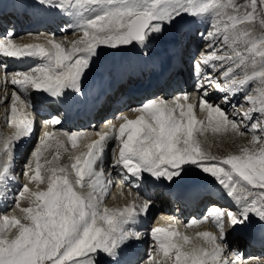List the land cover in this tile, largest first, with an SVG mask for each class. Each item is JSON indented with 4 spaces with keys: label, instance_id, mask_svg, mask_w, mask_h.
<instances>
[{
    "label": "snow or ice",
    "instance_id": "snow-or-ice-1",
    "mask_svg": "<svg viewBox=\"0 0 264 264\" xmlns=\"http://www.w3.org/2000/svg\"><path fill=\"white\" fill-rule=\"evenodd\" d=\"M46 6L55 5L57 8L74 7L80 21L75 29L82 32L79 39L73 41L69 47L57 41L53 35L46 38L44 43L15 44L8 33L0 38V54L4 57L35 56L43 63L22 73H6L5 66L0 65L5 80L11 76L10 83L19 86L22 92L29 89L45 91L52 97L61 96L66 89L80 92L82 74L89 66V59L95 54L99 46L117 47L137 43L144 45L146 38L161 30L159 22H167L181 13L195 15L215 10L217 15L227 7H234L237 11L244 9L243 14L228 16V23L224 25V43L229 40L228 32L233 33V43L242 42L245 50L254 53L260 58L259 69L257 61L253 59V71L238 77L235 69L247 68L244 56L235 47L233 55L218 54L214 49L210 54L201 53L200 62L208 65L211 61H219L220 68L230 65L222 72L225 83L214 78L210 73L205 75L196 86L199 97V107L207 113V127L214 132H231L243 136L251 133L252 148H242L238 155H228L223 159L209 154L194 137V133L202 131L197 125H204L193 115L194 104L188 103L187 93L178 94L171 101L156 98L136 107L140 115L136 119L119 116L122 122L119 127L115 123L106 122L108 131H92L89 136L95 135L98 139L86 145V151L74 157L71 172L65 168H49L46 177L45 191L30 189L25 183L16 197V207L23 214L22 223L16 216L3 217L4 227L9 231L16 228L11 238L6 232L0 233V264H94L92 256L98 251L115 258V249L128 238L139 239L141 234L131 230H122V225L130 218L144 214L149 202L142 205H128L122 209L108 207L101 208L100 199L91 192L83 194L77 188L85 187L86 177H96L95 184L87 183L88 188L100 191L107 190V186L99 179L94 171V163L101 153L106 140L113 138L118 142V155L114 156L112 167L122 173L137 178L143 172L153 177H163L171 181L180 174L186 163L196 164L201 170L214 177L226 190L227 195L233 198L239 206L238 212L222 209L215 205L210 206L208 215L219 229L217 234L200 232L197 236L204 238L212 245V251L204 248L192 247L184 250L190 243V238L179 232L175 224L167 227H153L151 239L154 241V250L172 261V264H207L206 257H211L215 264H264V261L245 260L237 254V260L222 259L221 254L226 246L222 243L225 234V218L231 226L244 223L249 215H254L264 221V91L261 96H244L245 103L252 106L242 114L233 112L231 117L220 104H212L204 99L208 89L214 88L217 92L236 94L244 89L249 81L258 79L264 85V35L254 36L251 31L256 22L264 27V0H250V4L232 5L220 4L217 0L194 6H186L183 0H38ZM251 11H248V8ZM85 13H91L86 17ZM238 25L243 26L238 28ZM68 27H73L69 25ZM211 30L202 34V38L210 43L206 49L217 44V37L221 34L218 24L210 25ZM65 31V29H61ZM243 38V39H242ZM148 55V51L143 53ZM237 61H239L237 63ZM213 69L217 65H212ZM220 99L223 103L229 100L228 95ZM2 102V101H0ZM19 109L28 107L15 90L12 92V114ZM235 107V105H234ZM179 115H176V113ZM259 113L258 117L253 116ZM239 117V119H237ZM11 123V118L9 119ZM58 118L44 122L55 127ZM16 134L3 144L8 155V161L0 169V179L8 172L11 159V146L20 137L27 136L33 130V120H20L15 125ZM259 133V135H258ZM56 136L66 137L73 149L77 148L78 138L82 132L68 133L64 130L52 132L45 130L32 156L35 158V169L26 166L24 176L29 182L43 183L40 158L48 147L49 138ZM59 146L62 141H57ZM258 146V147H257ZM51 163V161H48ZM59 173V174H58ZM74 173V179L72 174ZM125 173L127 175H125ZM108 183H111L109 173ZM21 199H29L32 206L20 207ZM198 222L192 218L189 226ZM174 253V258L173 254ZM145 264H160L149 253Z\"/></svg>",
    "mask_w": 264,
    "mask_h": 264
},
{
    "label": "bare ground",
    "instance_id": "bare-ground-1",
    "mask_svg": "<svg viewBox=\"0 0 264 264\" xmlns=\"http://www.w3.org/2000/svg\"><path fill=\"white\" fill-rule=\"evenodd\" d=\"M3 1V0H2ZM13 2H18V3H20L21 4V6H23V8H25L27 5H32V4H34L35 2H37V0H12ZM21 6H20V8H21ZM43 6H46V5H44L43 4ZM55 5L53 4V5H51V6H47V9H45V12H46V14H48L49 16H51V15H54L55 17H56V21H59V22H61L62 24L63 23H66L68 20H69V16L72 18V20H73V26L74 25H76V22H75V20H74V17H75V14H76V12L75 11H71L70 13H68V10L70 9V6L69 7H65V8H62L60 11H58V12H56L57 11V9L54 7ZM207 13H212V11H208ZM212 14H214V13H212ZM80 18V17H79ZM28 26H30V24L28 25ZM185 26L188 28V31L190 30V32L192 33V30H194V27L192 26V23H191V21L189 22L188 21V19H186L185 20ZM185 26H183V25H181L180 24V30H181V28L183 27H185ZM61 28L62 29H65V31H63V33H62V31H61ZM58 29V32H60V33H62V34H65L66 32H68L67 31V29H68V27H59V28H57ZM46 31H48V30H46ZM54 34H57V32H55ZM80 34H82V32H80L79 30H74V32H73V35L72 34H70V40L72 39V38H75V37H78ZM203 34V33H202ZM67 37V36H66ZM80 37V36H79ZM46 38H48V34H45V33H43V31H39L38 32V34H36V32H33V31H25V32H23L21 35H19V36H17L15 39H14V43L15 44H19V45H23V44H28V43H44L45 42V40H46ZM200 38V39H199ZM199 38H197V36H196V33H195V37L193 36V34H192V37H189V42H194L193 44L194 45H196V47H197V49L199 50V45H202V46H204L205 45V41L204 42H202V40H203V38H202V36H199ZM57 41H62V40H65V37H60V36H58V37H56L55 38ZM168 39H164L163 38V36H158L157 35V37L155 36V34L154 33H151L147 38H146V41H145V44L144 45H141V44H137V43H130L127 47H126V49H128V48H131V49H133V50H136V52H138L139 54H140V56H141V62L139 63V65H143L144 63H145V60H149L150 62H158V61H164L166 58H168V54H169V50H170V48H172V47H174V46H178L175 42H171L172 40H169L168 42H166ZM65 41H68V40H65ZM200 41V42H199ZM71 45V42L70 41H68V43H63V46H65V47H69ZM145 46H146V50L148 51V55L147 56H145L143 53H144V50H145ZM183 46V45H182ZM163 48V49H162ZM96 51H99V50H96ZM116 52H117V49L116 50H114V51H109V52H106V53H103V54H101V53H99V52H96L90 59H89V66H88V68L85 70V74L83 75V78H82V80H81V83L80 84H84V83H86L87 81V79H90L92 76H94L95 75V72H97V71H100L101 73H103L104 71H105V69L108 67V65H110V63H108V61H110V60H115V57L117 56V54H116ZM205 54H207V53H205ZM0 56H1V59H2V62H4L5 64L7 63V61H8V57H4L2 54H0ZM128 61H130L131 62V58H129V59H127ZM41 63H43V61L39 58V59H34V60H31V67L33 68V67H35V66H37V65H39V64H41ZM131 64H132V62H131ZM2 65H4V64H2ZM113 65V67H114V69H117V67L115 66V64H112ZM133 65V64H132ZM5 66V65H4ZM134 66V65H133ZM136 66V65H135ZM6 67V66H5ZM206 67H212V64H209V65H205V67L204 68H206ZM25 68V67H24ZM24 68H19V67H16L15 65H13V64H10V62H9V66L5 69V72L6 73H11V74H14V73H22V72H27V71H23V69ZM258 70V69H257ZM18 71H21V72H18ZM13 72V73H12ZM212 74V76H214L216 73H211ZM3 79H2V83L1 84H3L4 83V80H5V76H4V73H3ZM10 79H11V76H9V78H8V80H7V83L9 84V87H11V86H14V85H12L11 83H10ZM7 91H9L8 89H6L5 88V86L3 85V86H0V95L1 96H3V95H5V93H7ZM28 91H30V92H32V94H33V96L35 97V98H38V97H40V95H41V92L42 91H37V90H31V89H29ZM43 93V92H42ZM197 96V95H196ZM199 97H197V98H194V97H190V99H189V103H192V104H194V107H193V115H194V117H195V119H199V118H202V120L205 122V123H207V113H206V111L205 110H201L200 109V107H199V100H197ZM208 100H210V101H215L216 100V97L215 96H209L208 97ZM142 105V104H141ZM132 109V108H131ZM135 109H136V107H135ZM106 109H103V110H101L100 112H102V111H105ZM130 110V109H129ZM133 110H134V108H133ZM138 115H140V113L139 112H137V111H134V112H132V114H129L128 113V118L129 119H136L137 118V116ZM229 116L231 117V114H229ZM48 121V119H46V120H44V122H47ZM117 124L119 123V122H116ZM4 124H6V123H4ZM13 126V124L11 123V127ZM55 129H57V128H55ZM4 130H6V131H9V128L8 127H5L4 128ZM97 130H99V131H108L107 129H103V130H101V129H97ZM212 130V129H211ZM96 131V130H95ZM210 131V130H209ZM76 132H82V133H84V130H81V129H79V130H77ZM202 132H206L204 129L197 135V139L198 140H201L202 141V144H203V147L207 150H212L211 148L212 147H214V145L216 144V143H218L219 145H221V144H223L224 143V145H227V144H229V145H235V144H239V142H241L240 140H241V138L239 137H237L238 135H234L233 133L232 134H228V133H226V134H228V135H226L224 138H222L221 136V134L222 133H215V132H210V134H208V135H203L202 134ZM221 132H223V131H221ZM224 133V132H223ZM95 135H91V136H89V138L90 139H92L93 137H94ZM212 136V140L210 141L209 139H210V137ZM55 137L57 138V140H59V141H62V145L63 146H61V149L60 148H56V147H53L52 145H50V146H48L47 147V152H45V153H43L44 154V159H48L49 158V156H50V152L52 151V150H54L55 152H56V154L55 155H52L51 157H50V159L52 160L51 161V163L49 164V166H48V168L49 167H54L55 168V163L57 162L58 163V165L60 166H63V165H65V163L66 162H64L63 163V161L62 160H60L59 158L63 155V152H65V151H67V150H65L64 149V145H65V143H68L69 145H71L69 142H68V140H67V138L66 137H63V136H56L55 135ZM206 139V140H205ZM231 139V140H230ZM242 139H244V138H242ZM210 141V142H212V143H210L209 144V146H207V148H206V143H207V141ZM244 141V140H243ZM242 141V142H243ZM34 142V139H32L31 141H30V143L29 144H27L26 145V147H25V149L24 150H22V152H20V154L18 155V157H17V154H14V155H12L11 156V159H10V161H12L13 160V158L15 157H17L16 158V160H15V162H14V165L15 164H17V163H19V162H23V161H25V166L23 167V168H25V170H26V166H28V165H30L31 167H32V165H34L35 163H36V161H35V158L32 156V154H29V158H27V157H23V156H25L24 154L26 153L27 154V152L25 151L30 145H31V143H33ZM206 142V143H205ZM18 144V143H17ZM241 144V143H240ZM244 144V143H243ZM242 144V145H243ZM86 145H87V143L86 142H84L81 138H78V142H77V146H79V155L81 154V153H83V152H85L87 149H86ZM241 145V146H242ZM237 146V145H236ZM235 146V147H236ZM109 147V143H106L105 142V144L103 145V148H102V150H104V149H107ZM118 147H119V145H118ZM225 147V146H224ZM234 147V148H235ZM117 150H118V148H117ZM215 151L216 152H218V153H221L223 150H220V151H218V150H216L215 149ZM227 151V150H226ZM33 157V158H32ZM43 159V158H42ZM72 162H74V160L72 161ZM62 163V164H61ZM196 164H188V165H184V166H182V169H181V171H180V173H182V172H185V171H189L190 169H192L194 166H195ZM100 167V166H99ZM99 167H98V169H97V171H96V173H98V174H100V172H99ZM12 169V168H11ZM33 169H35V167L33 168ZM67 170L69 171V172H71V163H67ZM12 171H15V170H13L12 169ZM7 177H8V174L6 175ZM47 177V176H46ZM72 178H74L73 176H72ZM14 179V177H12V178H10L9 177V179H6V180H4L3 182H5L6 184H3V185H0V188H1V190L4 188V187H9V186H12V189L11 190H13V188H14V190H13V192H14V198H12V200H16V197H17V195H18V193L22 190V187H23V185H24V182H26V180H24V182H23V185H17L16 184V182L13 180ZM87 185L84 187V190L86 189L87 190ZM2 195H6V194H8V193H5V191H3L2 193H1ZM125 199H126V202L129 200V198L127 197V196H125L124 197ZM164 198H162V199H159V201H164L163 200ZM9 200V199H8ZM109 202V201H108ZM107 202V203H108ZM3 207H4V209H6L5 208V206H4V204H3V202L2 201H0V208H1V211H2V209H3ZM14 208L12 209V210H10V211H8V210H6V211H4V212H8V213H6L5 215H7V216H9V217H11V216H16L17 218L19 217V211H18V209L19 208H17L16 207V202L14 203V206H13ZM20 207H21V205H20ZM0 227H2V223H1V226ZM131 228H134V226L133 225H131L130 226ZM192 232H191V235H193V233H194V230H191ZM150 238H151V235H150ZM128 241L129 242H131V244H132V247H133V249H136L137 247H138V245H137V243H136V241L134 240V239H128ZM192 241L193 242H195V241H197V239L196 238H192ZM187 248H188V246L186 245L185 246V249L187 250ZM96 255V254H95ZM94 255V257H92V260L94 261V260H96L97 259V262H96V264H98V259L100 258V257H102V256H105V255H107V254H101L100 256L99 255H96L95 256ZM173 255V254H172ZM129 256V255H128ZM173 258H174V256H173ZM223 259V258H222ZM115 260V264H120L122 261H121V259H118V258H116L115 257V259H110L108 262H110V261H114ZM206 260H207V264H215V261L211 258V257H206ZM125 260H123V262H122V264H124L125 262H124ZM105 264H111V263H105Z\"/></svg>",
    "mask_w": 264,
    "mask_h": 264
},
{
    "label": "rangeland",
    "instance_id": "rangeland-1",
    "mask_svg": "<svg viewBox=\"0 0 264 264\" xmlns=\"http://www.w3.org/2000/svg\"><path fill=\"white\" fill-rule=\"evenodd\" d=\"M220 1H223V3H221V4H229V3H231L232 5H245L246 3L247 4H250V0H217V2L219 3ZM183 2L185 3L186 2V4H188L189 6H194V5H199V3L201 2V3H210L211 2V0H183ZM229 8H231V7H227V8H225V9H223V11L224 12H226ZM248 11H251V8L249 7L248 9H247ZM209 11H212V13H214V14H212V13H207V12H205V13H201V15L203 16V18H205V19H210V22L211 23H214V18L217 16V13H216V11L215 10H212V9H210ZM234 11H237L236 9H234ZM239 12H242V14H243V12H244V9H240L239 10ZM91 13H85V16L86 17H89V15H90ZM184 15V13H181L180 15H177V16H175L174 18H172L170 21H172V22H174V21H178L179 20V18L180 17H182ZM188 15V14H187ZM190 15V14H189ZM196 15V17H197V19H198V29H199V31H201V35H200V33H199V36H202V33H206L207 31H209L211 28H210V25H212L210 22L209 23H202L201 21H200V19H199V14H195ZM191 16H193V15H191ZM80 19V18H79ZM190 22V21H189ZM160 23V25H161V29L162 30H164L166 27H167V23L166 22H159ZM226 23H228V22H226ZM225 23V24H226ZM214 24H216V22L214 23ZM224 24V25H225ZM224 25L223 26H221V29H224ZM240 25H238V27H239ZM167 28H169L170 29V27H167ZM184 30V28L182 27L181 28V30ZM180 30V25L176 28V31H181ZM255 30H256V32H258L259 31V33H262V34H264V27H261L260 25H259V23L258 22H256V27L254 28V29H252L251 31L253 32V34H254V36L256 35V32H255ZM73 35V34H72ZM82 34H80L79 36H81ZM228 35H229V40H228V42L227 43H224V32H222L218 37H217V44L213 47V48H219V47H221V46H224V47H227V46H229V48H231V45H236V44H234L233 43V39H232V36H233V33L231 32V30L228 32ZM78 36V37H79ZM243 39V38H242ZM65 40H68V41H70V36H67L66 38H65ZM65 40H62L61 42H63V43H68V41H65ZM205 40L203 39L202 40V42H204ZM206 42V41H205ZM208 43H210V41H208ZM220 43V44H219ZM222 43V44H221ZM129 45V44H128ZM128 45H126V47L128 46ZM101 47H105V46H101ZM108 48H111V47H108ZM100 52H102L101 50H99ZM205 52V51H204ZM105 53V52H104ZM206 53V52H205ZM13 73V72H12ZM4 132H7L6 130H3ZM204 133L205 132H202V134L204 135ZM228 134H232L231 132H227ZM228 134H226L225 132L224 133H222L221 135V137L222 138H224L226 135H228ZM205 136V135H204ZM238 138H239V136H237ZM206 140V139H205ZM210 141L212 140V136L210 137V139H209ZM207 141V143L205 144L206 145V148H207V146H209V144L210 143H212V142H210V141ZM231 140V139H230ZM244 140V141H243ZM241 142H239V144H235V145H229V144H227V145H224V143L223 144H221V145H223L219 150L218 149H216V148H214V147H212L211 149L212 150H214V152L215 153H218V152H216L215 151V149L216 150H218V151H220V150H231V148L233 147H235L236 145V147H235V149L238 147V146H241L244 142H245V139H242L241 138V140H240ZM243 141V142H242ZM241 143V144H240ZM218 146H219V144L218 143H216ZM225 146V147H224ZM202 147H203V144H202ZM204 148V147H203ZM205 149V148H204ZM234 149V150H235ZM206 150V149H205ZM208 150V149H207ZM233 150V151H234ZM211 151V150H210ZM58 162V161H57ZM55 163V168L57 167V166H59L58 165V163ZM188 164H191V163H186V164H184V165H188ZM183 165V166H184ZM64 166V167H63ZM63 166H61V168H66L67 169V162L65 163V165H63ZM49 175V173L46 175V176H48ZM0 190H1V188H0ZM2 195V194H1ZM7 205H9L10 206V204L8 203ZM14 207L12 206L11 208H9V210L8 211H10V210H12ZM0 212H2V211H0ZM6 213H8V212H3V213H1L0 214V221L2 222V227L4 228V231L3 232H6V228L4 227V223H3V217L5 216V214ZM19 217L18 218H20V216L22 215V213L19 211ZM22 223H24V222H26V221H21ZM1 226V225H0ZM16 232V228H11V230L9 231L8 230V232H7V235L9 236V238H11L12 236H13V234ZM95 255V254H94Z\"/></svg>",
    "mask_w": 264,
    "mask_h": 264
}]
</instances>
